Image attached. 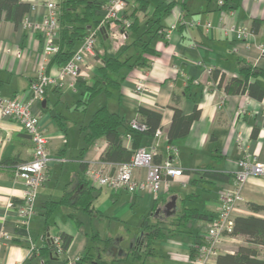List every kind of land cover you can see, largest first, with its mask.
I'll list each match as a JSON object with an SVG mask.
<instances>
[{
	"label": "crops",
	"instance_id": "0c3cea01",
	"mask_svg": "<svg viewBox=\"0 0 264 264\" xmlns=\"http://www.w3.org/2000/svg\"><path fill=\"white\" fill-rule=\"evenodd\" d=\"M23 1L30 3L25 15L30 22H40L45 17L46 0ZM68 1L71 0H56L57 10L60 2ZM163 1L175 3L161 17L162 28L150 40L157 55L147 56L149 65L140 60L137 65L123 66L111 73L118 83L100 84L101 89L88 99L91 102L99 96L98 103L85 118L76 116L83 97L82 87L89 98L87 86L102 77L98 67L103 55L116 57L122 51L133 52L132 47H127L132 34L119 41L105 31L99 32L94 54L86 57L82 75L75 80L63 78L62 86L51 85L46 90L44 105L42 102L32 105L33 113L40 116L48 136L49 155L57 160L51 162L47 179L37 189L34 214L27 227L17 223L15 211L9 204L21 202L25 186L21 179L14 177L12 169L16 163L30 158L32 143L19 123L0 114V233L10 236L8 240H0V264L14 262L17 249L24 253L22 264H190L193 245L202 239L209 219L184 221L181 218L183 210L195 208L209 217L214 216L219 206V192L230 187V180L203 174L204 168L232 176L236 160L241 156L238 137L248 152L264 163V96L256 99L247 93H227L223 87L212 85L215 81L208 73V70L216 69L223 73L226 82L230 77L240 75L241 61L264 69V55L259 49L264 44V0H239L234 7L220 6L219 0ZM87 2L94 4L90 18L99 22L101 5L106 0L68 2V6L74 3V11L81 12L86 9ZM139 4L140 0H128L125 14L130 20L138 19L140 32L148 27L150 31L155 30L158 25L152 19L153 5L140 10ZM73 8L70 11L73 12ZM254 20L259 22L256 30L252 28ZM191 21L200 24L189 26ZM204 22L210 24L208 31L204 30ZM171 25L174 29L170 37L165 38L164 32ZM230 25L244 27L249 34L243 40L226 35L222 26ZM79 44L76 43V48ZM42 45L43 37L39 31L26 30L21 22L15 24L2 16L1 97H11L28 87L41 61ZM49 60L50 57L44 60L46 70L55 74L59 65L50 64ZM249 79L264 90L262 76L252 75ZM140 80L146 83V91L135 90ZM102 105L120 114L126 124L140 120L139 107L159 111L161 135H143L134 146L154 148L157 162L172 157L175 165L183 170L182 176L173 178L171 185L162 188L156 197L145 190L131 194L89 183L81 164L100 161L107 142L100 136L86 145L81 127ZM195 105L199 116L192 121L188 133L168 140L172 107L190 115ZM73 109L75 116L69 117L67 112H73ZM56 115L61 116L60 119ZM62 121L63 128L59 124ZM254 128L257 130L255 136L252 135ZM119 131L127 132L125 126H120ZM71 133L75 135L72 143ZM123 144L132 146L131 137L124 139ZM145 172L144 167L136 168L133 175L143 179ZM66 191L71 203L55 204ZM241 195L234 217L250 214L264 217V210L254 211L249 206L250 203L264 206V176H251ZM172 196L176 197V208L170 209L167 215L165 206ZM144 221L157 224L162 235L154 238L146 251L143 248L133 250L146 233ZM105 222L107 226L100 228ZM130 222L135 224L133 229L129 228ZM60 233L71 235L72 240L62 254L51 256L48 236ZM244 243V237L229 233L219 246L220 253H232ZM260 255L264 258V246L260 247Z\"/></svg>",
	"mask_w": 264,
	"mask_h": 264
},
{
	"label": "built area",
	"instance_id": "2783aa9c",
	"mask_svg": "<svg viewBox=\"0 0 264 264\" xmlns=\"http://www.w3.org/2000/svg\"><path fill=\"white\" fill-rule=\"evenodd\" d=\"M128 0H106L101 5L102 16L98 24L88 31L82 41L75 49L72 56L64 64L60 65L55 74L46 71L44 60L58 50L56 44L58 39V11L56 0H46V14L40 21L30 22L27 17L21 21L24 29L37 30L42 34L43 45L41 50V61L30 80L28 87L22 92L11 97L0 96V114L20 124L29 136L32 143V153L29 159L20 161L13 166V175L24 183V191L19 204L9 205L14 209L17 223L27 227L31 216L34 214V201L37 189L45 182L51 162L57 160L51 158L48 151V136L42 128L40 116L32 111V105L42 102L46 90L51 85L62 86L63 78L75 80L82 75V66L86 57L94 54L96 36L103 29L114 37L126 38V28L129 20L125 18V9ZM222 4V0L218 1ZM121 25V30L118 29ZM199 21L189 22V26L199 25ZM107 27V29H106ZM204 30L208 31L210 24L204 22ZM174 25H171L165 32L164 37L169 38ZM226 35L243 40L249 34L244 27L234 25L222 26ZM118 30V31H117ZM261 53L264 52V44L259 46ZM210 73V70H208ZM197 82V80H192ZM217 85L215 81L212 83ZM148 89L146 83L138 81L135 86L137 92ZM132 129L143 130L145 125L138 120L129 122ZM161 135L158 128L154 136ZM125 140L130 139V134L124 136ZM237 146L241 150V156L236 160V169L232 175L230 187L219 192V206L215 216L209 220L202 239L193 245V254L190 256V264H212L214 258L220 253L219 246L225 235L231 233L233 226V213L236 204L242 199V188L251 176H264V163L259 162L253 154H250L244 146L240 137L237 138ZM156 152L154 148H136L130 159L126 162L108 163L104 161L91 162L86 166L84 174L89 183L106 187L112 190H124L131 194L140 191H149L156 197L162 188H168L172 179L182 176L183 170L175 165L172 157L165 158L159 162L154 161ZM144 167L145 177L138 179L134 177L133 170ZM10 236L4 232L0 233V240H8ZM48 243L53 247V254H62L60 235L48 236Z\"/></svg>",
	"mask_w": 264,
	"mask_h": 264
},
{
	"label": "trees",
	"instance_id": "16d2710c",
	"mask_svg": "<svg viewBox=\"0 0 264 264\" xmlns=\"http://www.w3.org/2000/svg\"><path fill=\"white\" fill-rule=\"evenodd\" d=\"M78 1L82 0H71L68 2L77 3ZM238 1L239 0H222L220 6L234 7ZM68 2L59 3L60 9L57 10L59 30L56 42L58 50L50 56L49 60L50 64L56 63L59 66L69 60L76 49V43L81 42L88 31L98 24V21L90 18V12L94 7V4L87 2L86 9L81 12H76L74 11L75 8H73V6H75L74 3H71V6L69 7ZM174 3L175 2L166 4L163 0H140V10H145L150 4L153 5L154 18L152 19L154 23L158 25L153 31H150L148 27L140 32L138 30V19L135 17L130 20L129 16L124 14L125 18L130 22V25L126 28V38L132 34L127 47H132L133 52L123 53L122 51V53L116 57H108L106 55L101 57V64L98 67V70L102 77L98 78L94 84L87 86L89 91L88 99H91V97L101 89L100 84H105V86L117 84L118 79L110 74L117 72L121 67H132L139 64L140 60H142L141 63L149 65L150 61L148 62L147 56L157 55L156 50L150 45V40L153 37V34H156L159 29L162 28V25H160V19L170 11ZM70 8H73V12L70 11ZM29 9L30 3L23 0H0V20L2 16H4L5 19L18 24L25 17ZM258 24L259 22L257 20L253 21V30L257 29ZM104 31L105 30L102 29L100 32ZM241 62L239 74L242 75V77H240V75L232 76L224 82L223 73L216 69H211L210 78L212 81H216L218 86L223 87L224 91L227 93H247L251 97L261 99L264 96V90L256 81H250L249 77L252 75H259L264 78V69H256L251 64L245 63V61ZM172 108L173 114L167 129L168 140L186 135L190 129L192 121L199 116V109L196 105L190 115H184L178 107L173 106ZM138 112L140 114V120L138 121L145 125L143 130L132 129L129 126V122L126 124L124 118L120 114L110 111L105 105H102L93 111L88 123L85 126H82L81 130L86 145L93 142L97 137L103 136L105 138L107 146L100 154V161L108 163L128 161L133 151L136 149L134 145L137 140L143 135H154L155 130L160 128L161 114L159 111L139 107ZM55 117L60 119L61 116L56 115ZM59 124L63 128V121L59 122ZM120 126H125L127 132L124 134L120 133ZM256 132L257 130L254 128L252 135L255 136ZM127 133L130 134L132 141V146L129 147L123 144L124 136ZM154 161H156L155 156ZM86 166V164L82 163L81 169L85 171ZM204 170L203 174L208 173V176L210 177L220 180L226 179L230 180V182L232 181L231 175L212 173L206 168H204ZM86 202L85 209L88 207V200ZM69 203L71 202L67 191L59 201L55 202V204L64 205ZM249 206L254 211L264 210L263 205L250 203ZM214 216L209 217L207 214L199 212L195 208H185L181 218L184 221L191 218L211 220ZM144 232H146L144 237L142 239L140 238L139 243L134 245L133 250L143 248L144 251H146V249L150 247L152 240L162 235L161 229L157 224H148L147 221H144ZM230 234L244 237L245 243L239 245L232 253H218L212 264H264V258L260 255V247L264 246V217L253 214L235 216L233 218V226ZM60 237L62 239V252H64L70 244L72 236L66 233H60ZM198 242L199 241L196 243ZM53 251V247L48 245V253L51 256L55 255L53 254Z\"/></svg>",
	"mask_w": 264,
	"mask_h": 264
},
{
	"label": "rangeland",
	"instance_id": "374dc122",
	"mask_svg": "<svg viewBox=\"0 0 264 264\" xmlns=\"http://www.w3.org/2000/svg\"><path fill=\"white\" fill-rule=\"evenodd\" d=\"M121 25H123V24H118V26H117L119 31L121 30ZM129 25H130V22H129ZM107 31L109 33V30H107ZM124 39L125 38L118 37L117 40L123 41ZM126 43H128V42L126 41ZM82 90H83V97L81 98V101L79 102V104L77 106L78 110H76L77 111V115L76 116L79 117V118H82V117L85 118L87 116L88 112L92 111L91 109L98 103V100H99V96H96L94 98V100H91V102H89L88 101L87 92L85 91L84 87H82ZM67 113H68L69 117H72V115H73L72 113H75V110L73 109V112H67ZM73 116H75V115H73ZM69 139H70V142H71V140L75 139V135L71 133V135H69ZM68 150H69V153H70L71 152V148L68 149ZM128 225H129L130 229H133L135 224H134V222H130ZM106 226H107V222L102 223L99 227L101 228V227H106Z\"/></svg>",
	"mask_w": 264,
	"mask_h": 264
},
{
	"label": "water",
	"instance_id": "95a60500",
	"mask_svg": "<svg viewBox=\"0 0 264 264\" xmlns=\"http://www.w3.org/2000/svg\"><path fill=\"white\" fill-rule=\"evenodd\" d=\"M44 101H42V104L44 105ZM175 196H172L170 201L167 202L166 206H165V213L168 215L170 212V209H175L176 205H175ZM172 212V211H171ZM115 249V247H113V250ZM118 253H120V250L118 251Z\"/></svg>",
	"mask_w": 264,
	"mask_h": 264
},
{
	"label": "clouds",
	"instance_id": "9594fccd",
	"mask_svg": "<svg viewBox=\"0 0 264 264\" xmlns=\"http://www.w3.org/2000/svg\"><path fill=\"white\" fill-rule=\"evenodd\" d=\"M25 258L22 250L17 249L15 255V261H9V264H22L23 259Z\"/></svg>",
	"mask_w": 264,
	"mask_h": 264
}]
</instances>
